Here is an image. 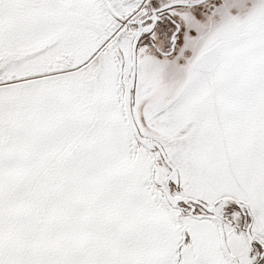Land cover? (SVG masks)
Masks as SVG:
<instances>
[{
  "label": "snow or ice",
  "instance_id": "snow-or-ice-1",
  "mask_svg": "<svg viewBox=\"0 0 264 264\" xmlns=\"http://www.w3.org/2000/svg\"><path fill=\"white\" fill-rule=\"evenodd\" d=\"M0 264H264V0H0Z\"/></svg>",
  "mask_w": 264,
  "mask_h": 264
}]
</instances>
